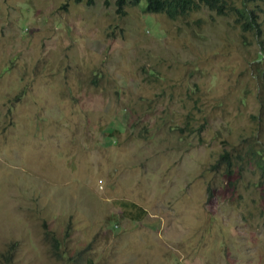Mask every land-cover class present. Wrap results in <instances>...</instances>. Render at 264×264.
<instances>
[{
	"label": "rangeland",
	"instance_id": "obj_1",
	"mask_svg": "<svg viewBox=\"0 0 264 264\" xmlns=\"http://www.w3.org/2000/svg\"><path fill=\"white\" fill-rule=\"evenodd\" d=\"M261 28L0 0V264H264Z\"/></svg>",
	"mask_w": 264,
	"mask_h": 264
},
{
	"label": "trees",
	"instance_id": "obj_2",
	"mask_svg": "<svg viewBox=\"0 0 264 264\" xmlns=\"http://www.w3.org/2000/svg\"><path fill=\"white\" fill-rule=\"evenodd\" d=\"M141 1L142 0H118V4L122 7L123 5L132 3L137 4ZM263 5L264 0H242L240 5H235L228 0H145V10L147 12L166 13L172 19L186 17L195 11H199L202 7H207L210 10L216 11L218 14H226L227 11H232L244 31H256L258 34L261 31L263 32L261 23L264 26V22L263 20L259 22L261 18L260 12L264 11ZM256 60L257 62L264 60V49L257 53ZM257 75L259 76V80H261L262 86H264V68L258 69ZM260 102L261 106L259 114L257 115V125L264 134V89L260 96ZM254 144H256L257 147L252 146L248 148L245 153L249 163L255 165L260 170L261 178L264 180V135L260 138L256 136ZM221 158L227 162L228 167L234 165L232 155L229 151L226 150ZM242 159H245V157L242 156ZM123 205L128 206L126 203ZM133 214L134 218L142 217L141 210H135ZM46 237H51L54 247L61 250V242L53 233L51 234L48 232ZM62 254L63 252L61 250V255ZM66 254L64 253L63 257H66ZM90 264H92V262Z\"/></svg>",
	"mask_w": 264,
	"mask_h": 264
}]
</instances>
